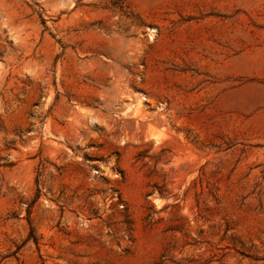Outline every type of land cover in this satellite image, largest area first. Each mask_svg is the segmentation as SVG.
Segmentation results:
<instances>
[{
	"label": "rangeland",
	"instance_id": "1",
	"mask_svg": "<svg viewBox=\"0 0 264 264\" xmlns=\"http://www.w3.org/2000/svg\"><path fill=\"white\" fill-rule=\"evenodd\" d=\"M0 264H264V0H0Z\"/></svg>",
	"mask_w": 264,
	"mask_h": 264
}]
</instances>
